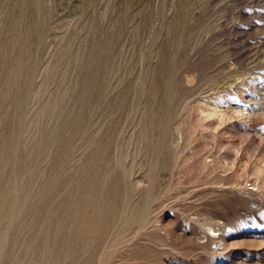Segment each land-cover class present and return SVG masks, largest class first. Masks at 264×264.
Wrapping results in <instances>:
<instances>
[{
  "label": "rangeland",
  "instance_id": "obj_1",
  "mask_svg": "<svg viewBox=\"0 0 264 264\" xmlns=\"http://www.w3.org/2000/svg\"><path fill=\"white\" fill-rule=\"evenodd\" d=\"M0 264H264V0H0Z\"/></svg>",
  "mask_w": 264,
  "mask_h": 264
}]
</instances>
